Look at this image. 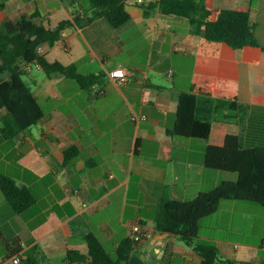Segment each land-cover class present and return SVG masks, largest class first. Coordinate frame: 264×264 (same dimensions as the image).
<instances>
[{"label": "crops", "instance_id": "obj_1", "mask_svg": "<svg viewBox=\"0 0 264 264\" xmlns=\"http://www.w3.org/2000/svg\"><path fill=\"white\" fill-rule=\"evenodd\" d=\"M160 1L128 0L131 20L114 28L106 18L85 26L75 22V11L85 18L91 15L88 0H0L2 25L23 16H37V22L48 28L71 21L58 43L43 46L45 57L75 64L84 76H102L91 89H83L61 74L48 76L39 70L41 77L31 75L30 87L45 116L13 139L19 153L5 158L25 162L18 164L23 173L16 181L33 191L36 204L17 214L26 219L24 238L9 241L1 234L0 246L6 243L8 254L0 260L18 255L28 261L41 252L39 264H64L69 250L88 252L89 233L104 246L112 243L114 253L141 226L147 236L134 253L144 264H203V257L180 236L155 231L156 211L166 198L193 200L225 180L220 171L205 165L209 142L172 136L168 130L175 125L179 94L190 91L198 77L235 85L238 102L244 106L237 113L239 123L242 117L246 122L251 116L264 117V50L235 51L204 41L193 32L188 18L166 14L157 5L146 16L141 4ZM204 3L212 11L211 21L223 9L250 12L264 48V0ZM119 69L128 76L127 82L110 76ZM211 98L199 96L197 117L202 100L213 105L216 99ZM214 112L219 114L215 107ZM134 115L141 119L133 120ZM34 127L40 131L38 136ZM71 147L79 153L67 160L66 150ZM39 180H44L42 185ZM37 184L42 192L35 189ZM223 201L230 203L223 205ZM223 201L212 215L226 206L222 221L201 220L199 241L218 248L215 264H264V207ZM114 209L120 211L119 221L109 214ZM236 217L253 221H235ZM31 250L36 251L33 256L28 254Z\"/></svg>", "mask_w": 264, "mask_h": 264}, {"label": "trees", "instance_id": "obj_2", "mask_svg": "<svg viewBox=\"0 0 264 264\" xmlns=\"http://www.w3.org/2000/svg\"><path fill=\"white\" fill-rule=\"evenodd\" d=\"M128 0H88L89 17L74 12L79 26L92 23L97 18H106L114 28H120L131 20L126 9ZM149 16L154 6H160L166 14L189 19L193 32L204 41L225 44L232 50L258 49L263 51L255 34V24L248 11L223 9L215 21L209 20L212 11L204 0H161L159 3L141 4ZM38 17H21L17 21L0 24V111L6 110L1 135L6 140L18 138L36 126L45 114L31 87L22 76L30 74L26 66L39 61L46 75L61 74L75 80L83 89H91L102 76H84L75 64L64 65L50 62L38 53L40 46H54L71 21H62L57 27L48 28L37 22ZM199 96L215 98L218 113L228 111L222 119L200 120L197 117ZM178 111L175 125L168 133L172 136L203 139L209 142L205 165L209 169L234 172L236 181H222L208 192L199 193L193 200L179 201L166 198L155 215V231L159 234H176L203 257V264H215L219 259L217 247L199 241L201 220L215 214L223 200L257 203L264 207V117L251 116L245 133L239 132L237 113L244 108L238 102L235 85L225 79L198 77L190 91L178 96ZM219 141V143H215ZM78 149L66 150L67 160L78 155ZM0 190L19 215L27 213L35 204L36 196L26 185L0 173ZM88 252L69 250L64 264H144L134 253L140 243L126 239L110 253L94 233L85 237ZM23 264H39L29 257Z\"/></svg>", "mask_w": 264, "mask_h": 264}, {"label": "rangeland", "instance_id": "obj_3", "mask_svg": "<svg viewBox=\"0 0 264 264\" xmlns=\"http://www.w3.org/2000/svg\"><path fill=\"white\" fill-rule=\"evenodd\" d=\"M31 75L36 76V77H41V72H39V70H37V69H34L32 74H27V75L22 76L23 80L29 86H32L33 77ZM212 107H213V109H212ZM214 107H215V101H214L213 105H211V104H206V102H204V100H202V102L200 103V108L198 110V118L200 120H204V121H213V120H216L215 118L222 119L225 114L229 113L228 111H223L216 116V114L214 112ZM211 109L213 111H211ZM6 113H7L6 110H3L0 112V127L3 126V118L5 117ZM243 118L244 117H242V119L240 120L241 121L240 126H241V133L242 134L245 133V129H246V125H247V122ZM33 131L36 133L37 136L40 133V131L38 130L37 127H34ZM0 133H1V131H0ZM13 145H14L13 140H6L0 134V172L2 174L4 173L6 175L11 176L15 180H19V178H22L21 174L23 172L21 171V168H19L18 164L25 165V162L24 161H18V163H17V161L15 160V157L5 158V156L7 154L15 156L16 154L19 153L18 149L20 147L15 148ZM215 171H219V170H215ZM220 173L222 174V178L225 181H236L238 178V174L234 173V172L220 171ZM42 181H44V180H39V184L41 183V185H42ZM39 184L36 185L35 189L37 191L42 192V187ZM132 197H134V194L133 195L131 194V198ZM227 203H230V202L223 201V205H228ZM129 209H130V207H129ZM227 210H228V208L226 206H223V210L221 213L216 214V215L209 217L207 219H204L202 221H222V218H221L222 214L224 213V211L226 212ZM119 212L120 211L118 209H114V210L110 211L109 214L114 216L115 221H119V219L117 218ZM144 212H146V209L144 210ZM9 213H12L13 214L12 216L14 218L12 217L10 219V217H8ZM226 215L227 214H225L224 220L227 217ZM95 218L98 219V216ZM23 221H26L24 216H19V215L14 213L13 208L10 206L9 202L6 200L4 194L0 190V239H1V234L6 236V238H8L9 241L14 240L16 237H19V236H22L24 238L26 236V233L23 232V226H22ZM235 221H253V219L252 218H244V217H236ZM257 232L261 233L260 223L257 227ZM256 240H258V242H259V239H256ZM105 246H106V249L110 253H113L112 243H105ZM7 252H8V245L3 242L2 245L0 246V258H2L4 256V254L7 255L8 254ZM35 252H36L35 250H31L28 254L33 256V254ZM34 256H35L36 260H38V258H39L40 262L43 261L41 252H36V254Z\"/></svg>", "mask_w": 264, "mask_h": 264}, {"label": "built area", "instance_id": "obj_4", "mask_svg": "<svg viewBox=\"0 0 264 264\" xmlns=\"http://www.w3.org/2000/svg\"><path fill=\"white\" fill-rule=\"evenodd\" d=\"M65 49L67 50V48H65ZM38 53L40 55H44L43 46H40L38 48ZM34 69L43 70V67H42L41 63L39 61H37V60H35L32 63H29L26 66V70L27 71L31 72ZM110 76L113 79H115L117 82H119V83H124V82H127L129 80L128 76L126 75V73L122 69H119V70H116V71L112 72L110 74ZM132 118L135 121L141 119L137 115H134ZM142 118L145 119L146 116H142ZM141 229H142L141 226H138V227L135 228V230L133 232L132 239L134 241H136V242H141L147 236V234L145 232H143ZM0 264H23V261H22L21 256H18V255L16 256L15 255V256H13L11 258L1 259L0 260Z\"/></svg>", "mask_w": 264, "mask_h": 264}]
</instances>
